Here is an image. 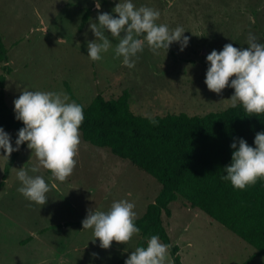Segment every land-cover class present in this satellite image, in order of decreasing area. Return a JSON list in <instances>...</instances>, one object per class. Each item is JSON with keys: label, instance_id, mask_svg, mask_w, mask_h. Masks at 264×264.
Listing matches in <instances>:
<instances>
[{"label": "rangeland", "instance_id": "rangeland-1", "mask_svg": "<svg viewBox=\"0 0 264 264\" xmlns=\"http://www.w3.org/2000/svg\"><path fill=\"white\" fill-rule=\"evenodd\" d=\"M118 2L101 0L97 10L94 0H0V34L12 69L4 84L6 104L14 111L13 101L23 90L67 92L69 87L84 107L97 94L108 99L126 90L130 109L146 116L204 114L232 105L234 89L217 94L207 88L206 56L227 43L246 48L249 32L264 42V0H133L137 7L158 9V23L183 26L190 40L183 51L173 42L158 55L145 46L131 69L112 49L100 61L87 56V41L95 39L90 24L98 22V12L111 13ZM84 14L87 21L78 30ZM6 132L15 147L17 132ZM6 159L0 156V180ZM76 159L73 173L63 182L41 166L36 174L44 177L50 191L46 204L39 205L17 191L18 169L38 163L27 145L21 150L0 188V264H116L135 250L140 234L103 249L91 229L83 230L82 220L88 210H107L120 199L133 202L139 218L156 197L159 183L82 137ZM169 208L171 216L163 214L162 220L171 244L179 247L182 264H264L249 245L183 199Z\"/></svg>", "mask_w": 264, "mask_h": 264}, {"label": "clouds", "instance_id": "clouds-1", "mask_svg": "<svg viewBox=\"0 0 264 264\" xmlns=\"http://www.w3.org/2000/svg\"><path fill=\"white\" fill-rule=\"evenodd\" d=\"M94 4L97 10L101 8V0H94ZM160 15L158 9L137 7L133 0H119L111 13L98 12V22L90 24L95 39L87 41L88 58L100 61L112 49L115 57H122L121 63L131 69L145 46L158 55L159 50L167 52L173 42H179L180 51H183L190 40L184 35L186 30L180 25L170 28L158 23ZM113 40L117 41L114 48ZM246 44V48H237L227 43L222 50L213 49L207 54L204 82L217 94L226 87L234 89L230 98L232 106L240 103L247 113L258 115L264 113V42H258L257 36L249 32ZM13 104L15 119L22 121L23 127L18 130L15 147L10 134L0 127V149L4 152L0 156L8 158L27 142L38 163L30 169H18L20 186L17 191L26 200L45 205L50 185L36 173L42 166L59 182L73 173L81 138L80 126L85 118L84 106L70 99L63 90H23ZM147 119L153 125L158 124L150 115ZM253 143L251 146L245 139L238 138L230 144L234 150L231 162L225 166L226 174L220 179L230 182L235 189L245 190L258 180H264V131L255 134ZM134 209L135 204L129 200H114L107 210H88L82 228L91 229L103 249L110 248L113 241L127 243L140 232ZM169 249L170 245L154 234L146 238V246H137L131 251L124 264H173Z\"/></svg>", "mask_w": 264, "mask_h": 264}, {"label": "trees", "instance_id": "trees-1", "mask_svg": "<svg viewBox=\"0 0 264 264\" xmlns=\"http://www.w3.org/2000/svg\"><path fill=\"white\" fill-rule=\"evenodd\" d=\"M87 18V14L82 16L78 30ZM7 52L0 34V127L18 133L23 122L15 119L14 111L5 102L4 84L12 70L7 64ZM66 89L70 99L78 102L70 88ZM84 117L80 126L83 141L128 161L160 185L153 202L135 221L140 228L137 246H146V238L158 234L161 242L170 245L173 264H182L179 247L171 244L162 220L163 214L171 216L169 204L181 198L249 245L255 257L264 259V180L239 190L220 179L231 162L234 150L230 144L243 138L254 146L255 134L264 131V113L249 114L237 103L235 107L204 114L153 115L158 121L153 125L146 115L130 109L129 93L123 90L108 99L97 94L84 107ZM26 145L27 142L21 144L6 159L0 188Z\"/></svg>", "mask_w": 264, "mask_h": 264}]
</instances>
